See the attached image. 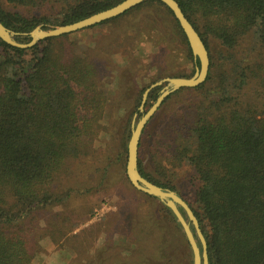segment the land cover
Masks as SVG:
<instances>
[{"label":"trees","instance_id":"obj_1","mask_svg":"<svg viewBox=\"0 0 264 264\" xmlns=\"http://www.w3.org/2000/svg\"><path fill=\"white\" fill-rule=\"evenodd\" d=\"M123 1L0 0V22L18 33V41L29 43L24 34L37 27L70 25ZM175 1L203 40L210 71L199 87L181 89L164 101L159 111L173 96L194 97L188 102V121L170 119L158 140L164 146L158 155L165 156L159 159L156 174L144 167L140 141L139 171L153 184L175 190L170 185L176 176L172 169L189 166L196 189L190 202L182 199L199 221L209 264H264V0ZM4 6L28 13L53 12L57 17L25 16ZM145 7L157 12L156 26L169 27L183 39L191 60L200 67L172 11L158 0L145 1L99 25L126 20ZM71 36L45 39L30 49L0 39V264H33L48 245L72 244L80 234L71 233L93 212L86 205H72L94 189L97 180L87 176L98 172V163L87 171L75 166L89 163L101 132L114 128L115 114L108 108L113 83L107 80L115 67L78 53ZM149 87L137 94L131 117L144 115L140 106ZM159 90L153 89L147 102H156ZM127 154L125 138L121 143L125 167ZM130 190L136 203L154 199L132 185ZM163 208L192 251L173 212ZM145 221L140 231L147 230L150 255L172 264L174 248L162 247L164 228L155 221L151 225L149 218ZM130 242L133 245L132 237ZM74 246L83 258L84 248ZM103 258L109 259L100 255Z\"/></svg>","mask_w":264,"mask_h":264},{"label":"rangeland","instance_id":"obj_2","mask_svg":"<svg viewBox=\"0 0 264 264\" xmlns=\"http://www.w3.org/2000/svg\"><path fill=\"white\" fill-rule=\"evenodd\" d=\"M4 7L11 13L30 17L45 14L57 17L53 12L28 13L25 9ZM158 10L162 12V16L166 15L164 9L158 7ZM156 14L154 8L145 7L140 12L131 14L126 20L113 21L70 34L72 41L77 43L78 53L87 54L90 60L109 61L115 67L107 80V83H113L110 87L112 95L114 94L113 103L108 108L115 114V125L113 130L101 132L94 143L90 162L75 166L79 171L80 167L87 171L92 163H98V172L90 171L92 176H87L90 181L97 180L94 189L84 199L72 205H86L93 209L92 215L86 216L79 228L71 233V237L80 234L72 244L62 245L59 242L57 245H48L45 252L38 254L33 264H168L165 259L157 260L158 258L150 255L151 240L147 230L140 231L147 218L151 225L158 222L164 228L165 239L162 247L166 250L174 248L172 264H194L193 252L186 248L179 230L170 221L163 208L167 207L165 203L155 198H144L141 203L134 201L133 192L130 190L131 183L121 158V143L126 138L129 144L133 122L137 124L139 121L138 116L131 117L137 94L167 78H191L197 69L183 39L171 33L169 27L161 28L154 24ZM47 28L52 30L55 27L47 25ZM165 86L163 84L159 87V95ZM185 97L183 94L179 97L173 96L151 120L147 134L141 137V159L148 173L156 174L159 159L165 156L158 155L164 153V146L158 144V140L162 141L165 134L163 130L170 119L178 116L175 121H188V102L194 97ZM154 103L155 101L149 100L144 112ZM130 123L131 133L127 131ZM172 173L176 176L170 185L175 190H169L189 200L190 194L196 189L190 181L189 175L193 173L191 168L182 165L172 169ZM102 175H105L104 179ZM138 209L142 212H137ZM139 215L143 217V221H140ZM131 237L134 239L133 245L130 242ZM198 244L201 247L199 242ZM74 245L84 248L83 258H79ZM100 255L109 259H100ZM130 258L134 261L127 260Z\"/></svg>","mask_w":264,"mask_h":264},{"label":"water","instance_id":"obj_3","mask_svg":"<svg viewBox=\"0 0 264 264\" xmlns=\"http://www.w3.org/2000/svg\"><path fill=\"white\" fill-rule=\"evenodd\" d=\"M145 1L148 0H125L111 9L92 15L82 21L70 25L56 27L52 30H44L41 26L37 27L29 34H24V36L30 37L29 43H21L20 41H18L16 39L18 33L7 29L0 22V39L7 45L15 48L30 49L36 46L40 41H43L45 39L70 35L118 18L128 11L132 10L133 8L144 3ZM158 1L162 2L172 11L175 19L178 21L188 40L195 60H199L200 67L196 69L195 75L191 78H167L151 85L145 91L140 106L141 112H144L148 96L151 91L157 87L162 86L163 84H166L160 96L152 105V107L147 112H144V115L139 119L137 124H135V121L133 122L132 134L128 144L126 174L131 185L137 191L150 197L159 199L160 201L165 203V205L173 212L180 225L182 226L187 241L192 249L194 264H209L207 242L200 228L199 221L194 215V212L192 211L190 206L174 191L163 189L153 184L152 182L145 179L139 171V145L143 132L148 123L156 115L164 101L169 96L181 89H192L199 87L206 81L210 71L209 52L200 35L183 13L180 5L175 0ZM180 208L185 211L188 220L182 214ZM193 228L195 229V231H193ZM198 240L201 244V247L198 244Z\"/></svg>","mask_w":264,"mask_h":264}]
</instances>
